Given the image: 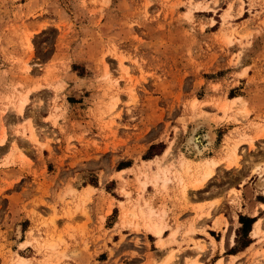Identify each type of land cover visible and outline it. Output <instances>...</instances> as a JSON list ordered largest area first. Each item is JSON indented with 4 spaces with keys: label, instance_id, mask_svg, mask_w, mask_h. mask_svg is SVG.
<instances>
[{
    "label": "rangeland",
    "instance_id": "374dc122",
    "mask_svg": "<svg viewBox=\"0 0 264 264\" xmlns=\"http://www.w3.org/2000/svg\"><path fill=\"white\" fill-rule=\"evenodd\" d=\"M253 132L264 141V0H0V264L68 260L66 245L54 255L44 245L77 213L81 264H139L141 242L126 243L120 229L112 242L119 215L120 228L136 229L125 211L168 205L196 220L211 201L224 208L221 191L234 187L249 216L238 215L224 255L264 264V242L244 247L264 205V142L254 147ZM183 157L224 163L194 188L202 198L182 192L181 176L202 171L180 174ZM89 205L109 214L95 231Z\"/></svg>",
    "mask_w": 264,
    "mask_h": 264
},
{
    "label": "crops",
    "instance_id": "0c3cea01",
    "mask_svg": "<svg viewBox=\"0 0 264 264\" xmlns=\"http://www.w3.org/2000/svg\"><path fill=\"white\" fill-rule=\"evenodd\" d=\"M251 136H254V146H258L260 143L262 144L264 142L262 137L257 136V132H253ZM239 148L240 150L245 148L247 153L254 152L247 143L241 144ZM218 164L216 168L218 166L224 167V163H220V165ZM230 168L233 169L234 166ZM239 184L240 183H238L237 186H239ZM242 184H246V182L244 183L243 181ZM232 189L236 193H231ZM232 189L228 188L226 191H221L224 200L226 201L224 208L218 204H213V201H211L209 203L212 205L203 209L196 220L195 214L190 209L182 210L177 206L170 207L167 205L165 210H163L164 213H162L161 210H157L160 212L159 216L161 217L163 224L166 225L160 238H157L151 231L142 226L141 221L138 223L137 229L129 226L120 228L121 223L119 215L118 223L112 228L115 233L112 242H115V237H118L116 231L119 229L122 237L127 236L125 238L126 243L141 242L140 248L135 249L138 253L137 256L140 258L139 264H160L169 255H172L169 264H200V262L206 264L208 256L212 257L215 255L218 256L216 263L222 261V264H228L233 260V263L237 264V255L224 254L229 247V242H236L235 231L240 227V224L238 223V215H249L247 212L243 211L242 208V193H244V189L238 190L236 187ZM195 195L202 198L201 196L203 194L198 189L188 188L187 197L193 198ZM93 197L94 196H92L91 203L93 202ZM237 204H239V208ZM87 215L89 219L86 220V222L91 221V224L87 225V230L90 231L93 229V231H95L99 228V225L103 226L105 224V220L109 214L106 213L99 216V214L95 212L94 206L89 205L87 208ZM100 217L102 220H99ZM250 217H256L257 220L252 225L249 242H254L253 244H255V242H264V205L259 204L257 214ZM77 220H80V222ZM83 220H85V218H83V213H77L74 221H68L67 219L60 220L59 232L55 234L53 240H48V242H46L45 245L49 242L51 243V245L48 244V246H46L47 248H51L52 244L55 245L54 247L52 246L53 248H51V250L50 248H48V250L46 247V249H44L48 250L52 255L56 254V251L61 252L64 245L68 247L65 255L70 256V258L68 257V260H64L60 264H81L80 262H82V258L87 257V254L84 253L82 249H77L81 247V245L78 244L81 240L79 237L80 233L76 230L75 225H80ZM128 222L129 221H127V223ZM135 223L137 224L136 220L132 221V225H135ZM191 224L195 225L199 231L203 229V232L197 230L195 234L191 233ZM173 231H176V234L172 237L170 234ZM190 240L194 242H204L206 248L204 250L196 251L191 248V245L186 247L185 243L191 242ZM88 241L93 242V240ZM108 241L109 240L107 239V242ZM221 242H224V245L221 244ZM147 246L149 247L148 250L146 248ZM197 256H200V262L194 260Z\"/></svg>",
    "mask_w": 264,
    "mask_h": 264
},
{
    "label": "bare ground",
    "instance_id": "6f19581e",
    "mask_svg": "<svg viewBox=\"0 0 264 264\" xmlns=\"http://www.w3.org/2000/svg\"><path fill=\"white\" fill-rule=\"evenodd\" d=\"M241 99L240 98H233L230 100V102L228 101L227 103H224L223 106H222V109L225 110V108L227 107L226 104H229V106L237 104L238 102H240ZM24 103H25V99L22 100L18 106V111L21 112V110L23 109V106H24ZM239 104V103H238ZM232 107V106H231ZM228 109V108H227ZM243 109V108H242ZM200 130H197V132H199ZM201 134V132H199V135ZM201 138V141H199V138H197L196 136L191 140V145L192 147L195 149L196 147L199 146L200 143H202V141L204 140L203 139V135L201 134L199 136ZM250 137V136H249ZM251 139V138H250ZM253 140H250V143L253 145L254 142H252ZM248 142V141H247ZM173 142H172V145L168 146L165 151L163 152L162 154V158H165V157H168L169 154L171 153V151L173 150ZM202 147V146H201ZM255 147V146H254ZM235 148V147H234ZM232 151V150H231ZM197 152H199L198 154H200V150H197ZM171 155V154H170ZM172 156V155H171ZM170 157V156H169ZM168 157V158H169ZM228 158V157H227ZM229 160H231L230 162L231 163H238L237 161L239 160V156L236 154V150L233 149V152L231 153V155L229 156ZM228 161V160H227ZM229 162V161H228ZM229 162V163H230ZM219 163V161L215 158H204L203 162H195L193 160H189L187 158H182L181 161H180V164H179V170L178 172L180 174H183L184 172H188L190 169H191V166L193 164H200V168L202 169L201 174L199 173V175L195 176L193 180L189 179L188 181L184 182L183 179H182V176H181V184H182V192L184 194V196H187V191H188V188H196V187H201V186H204L205 183H207V181L209 180V178L212 177V175L214 174V171H215V168H216V165ZM199 167V165H198ZM162 169V168H161ZM159 170V169H158ZM166 170V173H168L169 171L165 168ZM170 170V169H169ZM160 172V170H159ZM165 172V171H164ZM162 172L163 175H165V173ZM191 172V171H190ZM174 173V172H173ZM198 173V172H197ZM192 176V175H191ZM160 180L159 179V176L158 174L155 175V180L157 181ZM154 180V182H156ZM164 181V178L163 180ZM180 181V180H179ZM166 182V181H165ZM167 183V182H166ZM180 184V183H179ZM164 188V187H163ZM91 190L90 187H87L84 189V191H86L87 193ZM79 202V201H78ZM140 207V206H139ZM128 210V209H127ZM160 212L158 211H153V209L151 208H146L143 210V207L142 208H132L130 209V211H125L123 217L125 218L126 216H130V218L132 219L131 222H128L129 223H132V221H137V224L136 226H138V223L141 221L142 223V226H144L145 228H147V230L151 231L153 233V235H155L157 238H160V236L162 235V232L164 231V229L166 228V225L163 224L162 222V219L161 217L159 216ZM123 219V218H122ZM130 220V219H129ZM124 221V220H123ZM127 221V220H126ZM127 225V224H126ZM130 226V224H129ZM141 226V224H140ZM137 229V228H136ZM176 234V231H173L170 235L173 237L174 235ZM46 239V238H45ZM44 240V239H43ZM42 241V240H41ZM46 241V240H45ZM37 243H39L37 240H36ZM44 242V241H43ZM42 242V243H43ZM36 243V245H37ZM28 241L24 242L22 244V246H25V245H28ZM45 244V242L43 243ZM48 244L51 245V243L49 242ZM47 245H44V247L48 246ZM42 245V244H41ZM49 245V246H50ZM52 246L54 247L55 245L52 244ZM51 246V248H53ZM38 247V245H37ZM42 247V246H41ZM47 248V247H46ZM44 248V249H46ZM50 248V247H48ZM47 248V249H48ZM50 248V250H51ZM42 249V248H41ZM49 250V249H48ZM172 258V255H169L166 259H164V261H162L160 264H169L170 260ZM28 261L24 258H22L21 256H18L16 255L15 258H14V263L13 264H27ZM217 264H221V262H218Z\"/></svg>",
    "mask_w": 264,
    "mask_h": 264
},
{
    "label": "trees",
    "instance_id": "16d2710c",
    "mask_svg": "<svg viewBox=\"0 0 264 264\" xmlns=\"http://www.w3.org/2000/svg\"><path fill=\"white\" fill-rule=\"evenodd\" d=\"M242 219L240 218V222L243 223V221H241ZM255 222V219L253 220H249V223H254ZM250 244V242H248L246 245H244V247L248 246Z\"/></svg>",
    "mask_w": 264,
    "mask_h": 264
}]
</instances>
